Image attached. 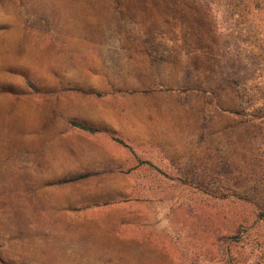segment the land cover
Instances as JSON below:
<instances>
[{
	"label": "rangeland",
	"instance_id": "obj_1",
	"mask_svg": "<svg viewBox=\"0 0 264 264\" xmlns=\"http://www.w3.org/2000/svg\"><path fill=\"white\" fill-rule=\"evenodd\" d=\"M0 264H264V0H0Z\"/></svg>",
	"mask_w": 264,
	"mask_h": 264
},
{
	"label": "trees",
	"instance_id": "obj_2",
	"mask_svg": "<svg viewBox=\"0 0 264 264\" xmlns=\"http://www.w3.org/2000/svg\"><path fill=\"white\" fill-rule=\"evenodd\" d=\"M72 125L80 128V129H83V130H87V131H95V129L93 128H90L89 126L83 124V123H78V122H72ZM118 140V139H116ZM119 142H121L120 140H118ZM122 143V142H121Z\"/></svg>",
	"mask_w": 264,
	"mask_h": 264
}]
</instances>
